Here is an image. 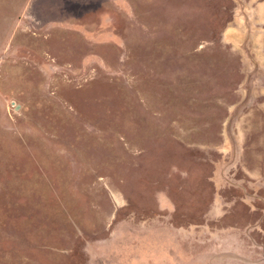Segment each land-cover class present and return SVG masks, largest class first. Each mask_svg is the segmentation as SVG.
Listing matches in <instances>:
<instances>
[{
	"label": "rangeland",
	"instance_id": "1",
	"mask_svg": "<svg viewBox=\"0 0 264 264\" xmlns=\"http://www.w3.org/2000/svg\"><path fill=\"white\" fill-rule=\"evenodd\" d=\"M0 264H264V0H0Z\"/></svg>",
	"mask_w": 264,
	"mask_h": 264
}]
</instances>
